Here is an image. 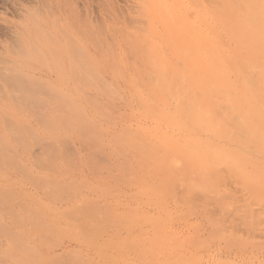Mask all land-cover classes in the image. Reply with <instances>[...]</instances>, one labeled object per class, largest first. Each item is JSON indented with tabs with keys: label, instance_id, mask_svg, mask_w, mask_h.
<instances>
[{
	"label": "rangeland",
	"instance_id": "rangeland-1",
	"mask_svg": "<svg viewBox=\"0 0 264 264\" xmlns=\"http://www.w3.org/2000/svg\"><path fill=\"white\" fill-rule=\"evenodd\" d=\"M0 264H264V0H0Z\"/></svg>",
	"mask_w": 264,
	"mask_h": 264
}]
</instances>
